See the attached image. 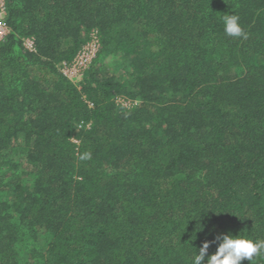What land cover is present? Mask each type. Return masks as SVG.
<instances>
[{
    "label": "trees",
    "instance_id": "trees-1",
    "mask_svg": "<svg viewBox=\"0 0 264 264\" xmlns=\"http://www.w3.org/2000/svg\"><path fill=\"white\" fill-rule=\"evenodd\" d=\"M6 23L0 264H193L222 234L264 242V0H9Z\"/></svg>",
    "mask_w": 264,
    "mask_h": 264
},
{
    "label": "clouds",
    "instance_id": "clouds-1",
    "mask_svg": "<svg viewBox=\"0 0 264 264\" xmlns=\"http://www.w3.org/2000/svg\"><path fill=\"white\" fill-rule=\"evenodd\" d=\"M224 32L234 38H247V33L243 31L239 24L237 15H223ZM90 158V154L82 156L81 159ZM219 241L215 254L208 256L210 245L216 241H205L194 255L193 264H241L242 260H248L249 264H254L255 258L264 254V242H253L250 239L230 234H222L217 237Z\"/></svg>",
    "mask_w": 264,
    "mask_h": 264
},
{
    "label": "built area",
    "instance_id": "built-area-1",
    "mask_svg": "<svg viewBox=\"0 0 264 264\" xmlns=\"http://www.w3.org/2000/svg\"><path fill=\"white\" fill-rule=\"evenodd\" d=\"M8 2L9 0H0V43H2L10 34V29L6 23ZM22 44L29 52H33L35 50L34 40L32 38L22 39ZM99 48L100 44L98 42V38L96 37L95 32H92L91 40L81 47L71 65L62 67V73L68 78H81L83 71L87 69L91 61L95 58ZM121 100V102H123V99ZM123 104L126 105L127 103L123 102Z\"/></svg>",
    "mask_w": 264,
    "mask_h": 264
},
{
    "label": "rangeland",
    "instance_id": "rangeland-1",
    "mask_svg": "<svg viewBox=\"0 0 264 264\" xmlns=\"http://www.w3.org/2000/svg\"><path fill=\"white\" fill-rule=\"evenodd\" d=\"M116 75H119V74H118V72H117V74H116ZM118 101H122V100H121V99H120V100L118 99Z\"/></svg>",
    "mask_w": 264,
    "mask_h": 264
}]
</instances>
